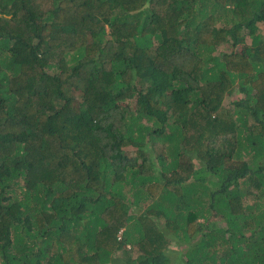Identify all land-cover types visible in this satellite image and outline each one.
Wrapping results in <instances>:
<instances>
[{
    "label": "trees",
    "instance_id": "1",
    "mask_svg": "<svg viewBox=\"0 0 264 264\" xmlns=\"http://www.w3.org/2000/svg\"><path fill=\"white\" fill-rule=\"evenodd\" d=\"M0 264H264V0H0Z\"/></svg>",
    "mask_w": 264,
    "mask_h": 264
},
{
    "label": "rangeland",
    "instance_id": "2",
    "mask_svg": "<svg viewBox=\"0 0 264 264\" xmlns=\"http://www.w3.org/2000/svg\"><path fill=\"white\" fill-rule=\"evenodd\" d=\"M249 40V39H248ZM224 49L225 50H229V48H228V45H224ZM237 94L238 93H236L235 91H233V92H231L229 95H227V97H226V99H225V105H227V106H229L230 105V101L232 100V98L234 97H236L237 96ZM238 96L241 98V97H243L244 95H240V94H238ZM239 98V99H240ZM231 107H232V105H231ZM207 174V179H208V182H207V186L208 187H210V189H208L209 191H208V194L211 192V193H213V192H215L216 190H217V183H215L214 182V184L213 183H211L210 181H212V180H216V177L215 176H213V174H208V173H206ZM206 179V180H207ZM212 186V187H211ZM203 203L205 204L206 203V200H205V198H203ZM174 233L175 234H177V236H175L174 237V241L172 240V244L170 245V247H169V252H170V254H171V257L172 258H174V257H178V251H177V249L176 248H178L179 250L180 249H183V250H181V252L183 253V256L184 257H187V256H189V253L191 252V248H189V247H186L187 246V244L189 243H182L181 241H179V243H180V245H176L175 244V239L176 238H182L183 236H184V234L182 233V232H180V231H174ZM120 236H122V235H120ZM179 236V237H178ZM121 239V238H120ZM181 240H184V239H181ZM186 247V248H185ZM140 249V247H139V244L137 245L136 243H128V244H126V251L127 252H129V251H133L134 250V255L135 256H137V255H139L140 254V256H141V254H142V251H141V249H140V252L138 253L137 252V250H139ZM121 252H124V250H122V251H120V252H118L117 254V256L116 257H123V254L121 253Z\"/></svg>",
    "mask_w": 264,
    "mask_h": 264
}]
</instances>
